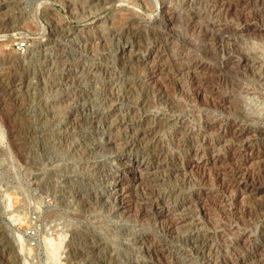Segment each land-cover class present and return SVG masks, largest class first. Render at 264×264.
I'll return each instance as SVG.
<instances>
[{"label":"rangeland","instance_id":"rangeland-1","mask_svg":"<svg viewBox=\"0 0 264 264\" xmlns=\"http://www.w3.org/2000/svg\"><path fill=\"white\" fill-rule=\"evenodd\" d=\"M263 184L264 0H0V264H264ZM53 201L61 260L22 235Z\"/></svg>","mask_w":264,"mask_h":264},{"label":"bare ground","instance_id":"bare-ground-1","mask_svg":"<svg viewBox=\"0 0 264 264\" xmlns=\"http://www.w3.org/2000/svg\"><path fill=\"white\" fill-rule=\"evenodd\" d=\"M221 8V7H220ZM166 9H167V7H166ZM162 12V11H161ZM168 14V13H167ZM169 14H170V12H169ZM167 17H168V15H167ZM171 15H169V17H168V19L166 20V22H172L171 21ZM164 18V17H163ZM166 19V18H165ZM189 22V21H188ZM213 36V35H212ZM223 41V40H222ZM152 55V54H151ZM153 57V56H152ZM152 57H149V60L151 59L152 60ZM143 61V60H142ZM164 62V61H163ZM148 64H149V62H148ZM201 68V67H200ZM204 69V68H203ZM159 71V70H158ZM158 76V75H157ZM201 99V98H200ZM202 101V100H201ZM205 140V139H204ZM204 143V142H203ZM16 144V143H15ZM205 145V144H204ZM201 150V149H200ZM200 150H197V149H194L192 152L194 153V155L193 156H190V158H188V160L185 162L186 164H185V166L183 167V170L184 171H188L189 173H190V171H192V170H194V169H199V168H205V167H207L208 165H217L218 164V162H220L219 160H215L214 158H203V157H200V156H197L198 155V153L200 152ZM216 158V157H215ZM248 160V159H247ZM128 166L126 167V168H124V174L123 175H118L117 177H115V179L114 178H111L110 180H111V182H109V181H106L105 180V182L103 183V184H106V186L107 187H109L110 188V190H112V189H114V190H116V191H118L117 189H118V187H121L122 186V184L123 183H125L127 180L128 181H132L133 183H135V182H139V184L141 185V182H142V177H141V175H142V166H143V164H141L140 162L138 163V162H135V163H132V164H130V162L128 161ZM220 164V163H219ZM222 164V163H221ZM220 164V165H221ZM225 164V163H224ZM219 166V165H218ZM225 166V165H224ZM224 166H222L223 168H224ZM224 170V169H223ZM122 174V173H121ZM125 176V177H124ZM248 177V176H247ZM240 178H242V177H240ZM243 180V179H242ZM61 181H63V180H61ZM249 181V180H248ZM47 182V181H46ZM51 182H53V181H51ZM50 182V183H51ZM57 182V181H56ZM55 182V183H56ZM244 182V181H243ZM252 182V181H251ZM254 182V181H253ZM45 183V182H44ZM48 183H49V181H48ZM46 184V183H45ZM52 184V183H51ZM60 184H61V182H60ZM244 184V183H243ZM50 185V184H49ZM59 185V184H58ZM57 185V186H58ZM64 185V184H63ZM264 185V184H263ZM48 186V185H47ZM46 186V187H47ZM54 186H56L55 184H54ZM65 186H66V184H65ZM64 186V187H65ZM144 186V185H143ZM256 186H258L257 185V183H256ZM59 187V186H58ZM72 188V187H71ZM117 188V189H116ZM65 189V188H64ZM68 189H69V186H68ZM50 190V189H49ZM52 191V190H51ZM80 191V190H79ZM79 191L77 192V193H75L76 195H80L79 194ZM261 191H262V189H261ZM58 192V191H57ZM63 192V191H62ZM66 192V191H65ZM71 192V191H70ZM76 192V191H75ZM72 193H73V191H72ZM86 193V192H85ZM122 193V192H121ZM59 194H61V193H59ZM69 194V193H68ZM123 194V193H122ZM114 195V194H113ZM62 196V195H61ZM69 196H71V194L69 195ZM75 196V195H74ZM74 196H72V197H74ZM124 196V195H123ZM201 195H199L198 194V196L197 197H200ZM52 197V196H51ZM54 197V196H53ZM68 197V196H67ZM120 197H121V202L123 201V197H122V195H120ZM196 197V196H195ZM57 198V197H56ZM67 199V198H66ZM77 199V198H76ZM56 200V199H55ZM60 200V199H59ZM62 200V199H61ZM64 200H65V198H64ZM195 200H196V198H195ZM198 200V199H197ZM66 201V200H65ZM64 201V202H65ZM68 201H69V197H68ZM67 201V202H68ZM60 202V201H59ZM66 202V203H67ZM127 202V201H126ZM6 203V202H5ZM63 203V202H62ZM67 204H69V203H67ZM187 204V203H186ZM189 204V203H188ZM6 205V204H5ZM121 205V204H120ZM122 205H124V203L122 204ZM129 205V204H128ZM64 206V205H63ZM63 206H61V207H63ZM65 206H67V205H65ZM69 206V205H68ZM72 206V205H71ZM74 206V205H73ZM72 206V207H73ZM124 206H126V205H124ZM123 206V207H124ZM150 206H151V209L154 211L153 213H152V216H153V218L155 219V222H156V224H154V226L155 227H153L152 229H153V232L152 233H155V235H157V236H159V237H166V234L167 233H169L171 230H173L174 229V227L176 226H179V225H181L183 222H184V219L183 218H178V219H176V221H174V223H172L171 222V220L169 219L170 218V216L174 213V210L172 209V208H169V207H160V208H157V206H155V205H153V204H150ZM77 207V206H76ZM147 207V206H146ZM6 208V207H5ZM7 208H12V204H11V201L9 200V202L7 203ZM84 208V207H83ZM36 209V211H39L38 209H39V207H36L35 208ZM52 210L53 209V211H54V209H56V208H48L46 211L48 212V210ZM68 209V208H67ZM71 209V208H70ZM80 209V208H79ZM129 209V208H128ZM71 210H74L73 208L71 209ZM76 210H77V208H76ZM203 210V209H202ZM46 211H44V213H46ZM206 211V210H205ZM14 212L16 213L15 215L13 214V216H11L10 217V220H11V222H13V223H16V222H20V211H15L14 210ZM13 212V213H14ZM123 212V211H122ZM137 212V211H136ZM202 212V211H201ZM200 212V213H201ZM12 213V212H11ZM53 212H51V214H52ZM203 213V212H202ZM50 214V213H49ZM46 215H48L47 213H46ZM10 216V215H9ZM229 216V215H228ZM78 217V216H77ZM135 218V217H134ZM172 219V218H171ZM163 222H168L167 224L168 225H165V223H163ZM196 223H197V221H196ZM200 224V223H199ZM151 225V224H150ZM198 225V224H197ZM199 226V225H198ZM175 227V228H176ZM18 240L17 241H15L16 243V247L17 248H19L20 250H22V248H23V245H22V242L20 241L21 239H20V237H18L17 238ZM57 245H58V242L57 243H53V248L51 249V256L52 257H57V254H56V249H58V247H57ZM234 246V245H233ZM83 252V251H82ZM242 259V258H241ZM214 262V261H213ZM222 262V261H221ZM215 263V262H214ZM242 264V263H241Z\"/></svg>","mask_w":264,"mask_h":264},{"label":"built area","instance_id":"built-area-1","mask_svg":"<svg viewBox=\"0 0 264 264\" xmlns=\"http://www.w3.org/2000/svg\"><path fill=\"white\" fill-rule=\"evenodd\" d=\"M25 48V45L23 43L15 44V49L17 51H22ZM54 206L51 204H45L42 206L39 211H36L35 207H32L29 209V216H28V226L25 229L24 233L22 234L25 240L27 241V244L31 250H33L36 254V256L39 257H45L48 253L51 254V249L53 248V243L58 242V249H56L57 254L64 255V246L66 243L64 239L65 231L63 230V222H60L56 228L60 232V239L56 242L53 240V238L49 239L50 226H47L46 222L44 221L42 216L44 215V211H46L48 208H58V205H55V202L53 201ZM51 210V209H50ZM90 228V226H88ZM91 229V228H90ZM59 255V260H61V256ZM60 262V261H59Z\"/></svg>","mask_w":264,"mask_h":264}]
</instances>
